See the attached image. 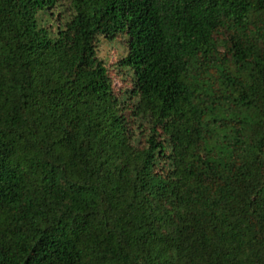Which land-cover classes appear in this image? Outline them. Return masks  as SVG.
<instances>
[{
	"label": "trees",
	"instance_id": "1",
	"mask_svg": "<svg viewBox=\"0 0 264 264\" xmlns=\"http://www.w3.org/2000/svg\"><path fill=\"white\" fill-rule=\"evenodd\" d=\"M0 264H264V0H0Z\"/></svg>",
	"mask_w": 264,
	"mask_h": 264
},
{
	"label": "rangeland",
	"instance_id": "2",
	"mask_svg": "<svg viewBox=\"0 0 264 264\" xmlns=\"http://www.w3.org/2000/svg\"><path fill=\"white\" fill-rule=\"evenodd\" d=\"M40 20L48 27L51 31H56L59 27V22L56 16L51 15H40ZM127 54V42L126 37H118L115 41H108L105 38L100 39L98 55L107 63L109 74L114 81L117 92L130 88L132 86L129 78L123 79L116 70V63L120 58Z\"/></svg>",
	"mask_w": 264,
	"mask_h": 264
}]
</instances>
